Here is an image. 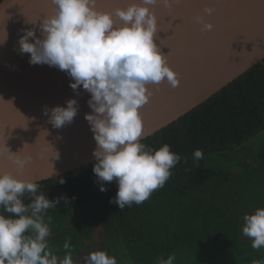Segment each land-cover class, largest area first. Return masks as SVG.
I'll list each match as a JSON object with an SVG mask.
<instances>
[{"label":"clouds","instance_id":"9594fccd","mask_svg":"<svg viewBox=\"0 0 264 264\" xmlns=\"http://www.w3.org/2000/svg\"><path fill=\"white\" fill-rule=\"evenodd\" d=\"M172 2L140 0L108 12L97 7L98 0H50L51 15L26 21L32 25L39 21L40 37L29 28L18 40L19 52L29 54V64L57 67L74 81L70 83L74 91L82 86L90 93L87 103L92 111L85 120L96 143L92 171L100 191L106 190L103 182L116 181V196L110 202L120 209L147 200L164 186L171 169L181 161L167 144L154 150L141 142L139 114L152 95L149 85L158 86L165 80L173 88L179 85L177 74L154 41L157 19L152 8L158 4L170 8ZM203 11L211 15L214 9L205 6ZM194 19L202 24V31L213 27L200 15ZM76 105L70 99L66 107L45 109L48 122L54 128L71 123ZM202 158L203 152L194 150V162ZM9 159L22 172L32 157L9 152ZM38 189L36 181L0 173V264H73L71 238H66L65 255L58 260L48 240L52 217L45 220L47 210L64 198L49 200ZM26 194L30 197L27 204L23 202ZM242 233L251 239L252 248H264V208L243 217ZM175 259L174 254L167 259L158 257L156 264H174ZM86 264H117V260L98 250L86 257Z\"/></svg>","mask_w":264,"mask_h":264},{"label":"trees","instance_id":"16d2710c","mask_svg":"<svg viewBox=\"0 0 264 264\" xmlns=\"http://www.w3.org/2000/svg\"><path fill=\"white\" fill-rule=\"evenodd\" d=\"M141 142L154 150L167 144L181 161L139 205L110 202L117 183L103 182L100 191L94 163L38 182L49 200L64 198L45 216L52 217L48 240L57 258L70 237L72 259L82 260L103 233L125 264L173 254L174 264H264V248H252L242 233L243 217L264 208V60ZM197 149L203 158L194 162Z\"/></svg>","mask_w":264,"mask_h":264},{"label":"water","instance_id":"95a60500","mask_svg":"<svg viewBox=\"0 0 264 264\" xmlns=\"http://www.w3.org/2000/svg\"><path fill=\"white\" fill-rule=\"evenodd\" d=\"M140 0H98L97 7L112 12ZM205 6L214 9L204 13ZM50 0H3L0 2V173L38 182L58 177L95 163L93 133L85 115L91 113L90 93L66 72L46 64H29V54L19 52L18 40L37 25L26 21L52 14ZM157 19L154 38L179 85L165 80L149 85L152 95L139 109L143 138L153 135L194 110L264 60V0H173L170 8H152ZM213 25L202 31L195 16ZM29 42L32 39L29 38ZM77 101L71 123L54 128L45 109L66 107ZM30 155L32 160L18 172L9 152ZM58 154V158H57Z\"/></svg>","mask_w":264,"mask_h":264},{"label":"rangeland","instance_id":"374dc122","mask_svg":"<svg viewBox=\"0 0 264 264\" xmlns=\"http://www.w3.org/2000/svg\"><path fill=\"white\" fill-rule=\"evenodd\" d=\"M107 241L109 240L106 238V236L103 233H100L98 240L96 239L95 242L91 243L87 251L82 252V260L74 257L73 264H86V257H88V255L91 252L98 251V250L105 251L109 256H114L117 260V264H125V262L127 261H125L126 256L124 255V253L122 251H119V249H116L114 251L110 250L111 244L107 246L105 244V242ZM61 259H62L61 257H58V260H61Z\"/></svg>","mask_w":264,"mask_h":264}]
</instances>
